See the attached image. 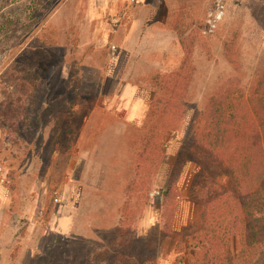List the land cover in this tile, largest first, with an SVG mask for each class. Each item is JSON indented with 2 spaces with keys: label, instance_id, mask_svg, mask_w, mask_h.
<instances>
[{
  "label": "rangeland",
  "instance_id": "rangeland-1",
  "mask_svg": "<svg viewBox=\"0 0 264 264\" xmlns=\"http://www.w3.org/2000/svg\"><path fill=\"white\" fill-rule=\"evenodd\" d=\"M262 75L264 0H0V264H191L196 124Z\"/></svg>",
  "mask_w": 264,
  "mask_h": 264
},
{
  "label": "trees",
  "instance_id": "trees-1",
  "mask_svg": "<svg viewBox=\"0 0 264 264\" xmlns=\"http://www.w3.org/2000/svg\"><path fill=\"white\" fill-rule=\"evenodd\" d=\"M245 95L219 107L221 96L214 97L195 127L194 152L212 178L200 198L201 228L177 239L182 260L191 264H231V249L238 264H254L263 253L264 122L252 118L251 104L264 103V75ZM219 176L230 184L219 183ZM176 177H170L168 192Z\"/></svg>",
  "mask_w": 264,
  "mask_h": 264
},
{
  "label": "crops",
  "instance_id": "crops-1",
  "mask_svg": "<svg viewBox=\"0 0 264 264\" xmlns=\"http://www.w3.org/2000/svg\"><path fill=\"white\" fill-rule=\"evenodd\" d=\"M130 87H131V88H129V89H130L132 92H137V90H135L134 88H132V85H130ZM132 101H133L132 103H128V104H127V106H128V108L130 109V111L134 109V106H135L136 102H137V101H140V97H138V95H137V96H134L133 99H132ZM141 101H142V100H141ZM132 115L134 116L133 118L136 117V113H135V112H132Z\"/></svg>",
  "mask_w": 264,
  "mask_h": 264
},
{
  "label": "built area",
  "instance_id": "built-area-1",
  "mask_svg": "<svg viewBox=\"0 0 264 264\" xmlns=\"http://www.w3.org/2000/svg\"><path fill=\"white\" fill-rule=\"evenodd\" d=\"M111 52H112V53H115V52H116V47H115V46H112V47H111ZM56 196H58V193H56Z\"/></svg>",
  "mask_w": 264,
  "mask_h": 264
}]
</instances>
